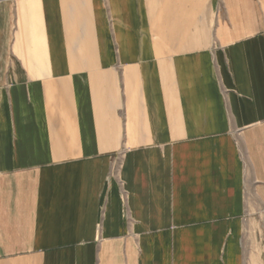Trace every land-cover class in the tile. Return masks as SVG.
<instances>
[{
  "label": "crops",
  "instance_id": "0c3cea01",
  "mask_svg": "<svg viewBox=\"0 0 264 264\" xmlns=\"http://www.w3.org/2000/svg\"><path fill=\"white\" fill-rule=\"evenodd\" d=\"M258 227L264 0H0V264H264Z\"/></svg>",
  "mask_w": 264,
  "mask_h": 264
},
{
  "label": "rangeland",
  "instance_id": "374dc122",
  "mask_svg": "<svg viewBox=\"0 0 264 264\" xmlns=\"http://www.w3.org/2000/svg\"><path fill=\"white\" fill-rule=\"evenodd\" d=\"M264 228L260 229V227H258V229H250V237L255 241L257 237H260L261 234L264 233ZM258 239V238H257Z\"/></svg>",
  "mask_w": 264,
  "mask_h": 264
}]
</instances>
